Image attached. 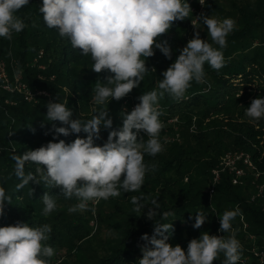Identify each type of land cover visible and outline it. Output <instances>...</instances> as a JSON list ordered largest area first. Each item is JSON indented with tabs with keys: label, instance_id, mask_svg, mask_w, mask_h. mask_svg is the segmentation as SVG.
<instances>
[{
	"label": "trees",
	"instance_id": "16d2710c",
	"mask_svg": "<svg viewBox=\"0 0 264 264\" xmlns=\"http://www.w3.org/2000/svg\"><path fill=\"white\" fill-rule=\"evenodd\" d=\"M226 1L230 10L214 1L204 3V9L209 4L211 12L235 21L234 30L226 38L227 46L220 49L224 66L214 70L205 63L204 80L200 83L192 81L182 99H174L167 93L159 99V119L163 124L159 139L163 150L155 156L144 155L149 171L141 189L128 193L121 190L117 197L101 199L98 209L89 201L87 210L72 212L69 209L79 203L78 199L75 196L65 198L58 187L30 182L17 191L16 185L20 181L14 174L15 161L11 157L49 142L64 140L71 143L78 136L87 137L83 131L68 136L55 133L54 126L69 127L59 121L50 122L46 117V105L50 100L58 102L57 98L61 102L68 100L72 118L82 122L91 119L95 112L108 109L112 127L102 125L99 138L94 139L95 145L103 146L111 131L122 128V113H130L144 93L159 91L163 72L188 43L194 16L191 14L183 21H175L169 32L159 38L158 42L167 40L171 58L154 49V56L146 60L149 70L143 81L127 95L128 111L123 108L126 96L119 101L111 99L109 104L97 105L94 111L90 104L95 83H106V78L113 74L92 71L94 62L90 55L85 56L73 48L67 37L59 35L58 29L46 26L39 11L43 0H29V4L16 13L26 27L21 32H13L10 39L0 37V58L7 63L11 75L15 66L31 90L46 91L50 99L41 96L36 103H28L21 95L0 92V187L11 196V204H5L4 215L0 217V227L18 223H27L30 227L50 225L49 239L45 242L55 250L50 264H138L143 256L141 247L146 243L141 237L153 235L155 221L172 222V231L166 233L168 243L179 244L185 251L188 243L199 239L204 232L227 239L234 231L242 246L238 264H264V190L262 195L255 196L259 187L264 186V118L254 121L245 114L253 99L264 98V0ZM190 2L197 7L199 0ZM201 39L211 41L205 36ZM213 47L219 48L216 44ZM35 59L38 65L33 67ZM39 66L45 68L39 69ZM7 99L17 104H7ZM168 136L173 138L167 141ZM141 139L147 140L143 130L138 133V140ZM231 151L252 155L262 175L256 180L249 171L242 184L234 185L231 176L225 173L211 197L212 170ZM36 167L27 162L25 172L35 173ZM45 193L52 196L57 205L47 216L42 214ZM133 196L144 197L142 213L134 211ZM253 196L255 199L252 200ZM153 199L159 205L155 221L146 215L148 208L155 207ZM164 211L174 215L162 220ZM226 211H236L237 215L231 221L230 231L223 233L220 217ZM199 212L207 219L201 228L195 229V216ZM92 214L99 217L111 238L109 250L104 245L91 251L86 248L94 241H102L90 227L94 220ZM224 259L221 252L214 264H223Z\"/></svg>",
	"mask_w": 264,
	"mask_h": 264
},
{
	"label": "clouds",
	"instance_id": "9594fccd",
	"mask_svg": "<svg viewBox=\"0 0 264 264\" xmlns=\"http://www.w3.org/2000/svg\"><path fill=\"white\" fill-rule=\"evenodd\" d=\"M199 2L204 4V0ZM28 4L29 0H0V37L10 39L13 32H21L26 27L16 13ZM39 11L48 28L58 29L59 35L67 37L73 48L85 56L90 55L94 62L92 71L113 74L106 78V83H95L94 105L109 104L111 99L119 101L138 87L149 70L146 60L154 56V49L170 59V45L167 40L158 42L159 38L169 32L175 21L185 20L192 12L187 0H43ZM197 18L207 26L212 43L201 39L197 31L175 62L163 72L159 91L144 93L130 113H122V128L111 131L103 146L95 145L94 139L99 138L102 125L112 127L108 109H101L82 122L72 118L68 100L61 102L57 98L58 102L48 103L47 119L69 126H54L56 134L68 136L83 131L87 137L78 136L71 143L49 142L22 155H13L14 174L20 181L16 190L30 182L58 187L65 198L78 199L79 203L69 209L72 212L87 210L89 201L117 197L121 190L125 193L139 191L149 171L144 155L155 156L163 150L159 139L163 128L159 99L165 93L182 99L192 81L204 80L205 63L214 70L224 66L220 49L227 46L226 38L234 30L235 21L203 13ZM213 43L219 48L213 47ZM245 114L254 121L264 118V98L253 99ZM141 130L146 132L147 140H138ZM27 162L37 165L35 173L25 172ZM143 199L142 196L131 197L135 212L142 213L145 209ZM42 202L45 216L57 207L48 193L42 197ZM6 203L11 204V196L0 187V217L4 215ZM152 204L155 207L148 208L146 214L149 220H154L158 214L155 199ZM172 215L173 212L164 211L161 219L167 220ZM236 215V211L224 212L220 217L221 232L230 231ZM206 219L202 212L197 213L193 227L201 228ZM172 229V222L155 221L153 235L141 237L146 243L141 247L143 256L138 264H214L221 252L225 256L223 264H238L241 259L242 246L234 234L225 239L204 232L199 239H192L185 251L179 244L168 243L166 233ZM50 232L51 226L47 224L30 227L27 223H18L0 227V264H50L55 255L53 247L45 243Z\"/></svg>",
	"mask_w": 264,
	"mask_h": 264
},
{
	"label": "built area",
	"instance_id": "2783aa9c",
	"mask_svg": "<svg viewBox=\"0 0 264 264\" xmlns=\"http://www.w3.org/2000/svg\"><path fill=\"white\" fill-rule=\"evenodd\" d=\"M205 3V1H204ZM191 7V6H190ZM197 11V16L195 19L200 16L204 9V4L201 5V3H198L197 7L192 8L191 10L193 12ZM198 18L196 21H194V25L198 22ZM42 52L39 56V58L42 57ZM38 65V60L35 59L32 63L33 67H36ZM39 69H44V66H39ZM41 78V76H40ZM0 92L8 95H21L22 98L28 102V103H36L37 98L43 96L50 99V95L48 92L43 90H31V88L28 86L27 83L24 82L22 78V74L20 71H17V68L13 67V74L11 75L7 63L0 58ZM51 102V100H50ZM7 104L10 105H16L17 102L14 100L7 99ZM251 172L253 176H255V179L261 177L262 172H260L256 166V164L253 161L252 155L242 152V151H231L226 153L216 166L212 170V177L213 182L212 186L209 190L210 194H214V189L217 184H219L222 180V175L225 173H228L231 176L232 183L234 185L242 184V179L247 176L248 172ZM255 181V180H254ZM259 191L255 196H260L263 193L264 186L259 187ZM255 196L252 197V200L255 199Z\"/></svg>",
	"mask_w": 264,
	"mask_h": 264
},
{
	"label": "rangeland",
	"instance_id": "374dc122",
	"mask_svg": "<svg viewBox=\"0 0 264 264\" xmlns=\"http://www.w3.org/2000/svg\"><path fill=\"white\" fill-rule=\"evenodd\" d=\"M204 1H205V4L208 1L217 2L219 4H222L223 7H225L227 10H230V8H229L230 5H229V3L226 0H204ZM187 2H190V0H187ZM190 6L192 8H194L193 4L191 5V2H190ZM205 7H206L205 8V11L206 12L203 11V14L204 15L212 16V17H215V18H218V19H221V20L223 19L219 13L211 12L210 11V9H209L210 8V5L209 4H208V6L206 5ZM197 11H198V9H196L195 12H193V11L191 12V14L194 16V18H191L190 30L188 32V37H187L188 38V41L191 40L192 38H194V34L197 31H199V33H200V38H203L205 36V38H207L208 40H210L211 37L208 36L207 26L203 24L202 20H198V22L195 25L192 24L197 19V18L195 19V17L197 16ZM229 34H231V33H229ZM210 43H212V41H210ZM213 45H214V43H213ZM127 100H129V96H128V98L126 96L125 101L123 103L124 111H128L129 110V103L130 102L127 101ZM96 106L97 105H94L93 103H91L90 104V109L91 110H95L96 109ZM135 106L136 105H134L133 109L135 108ZM172 138H173V136H168L166 139L168 141V140H171ZM181 139H182L181 136H179V142H180ZM212 195H214V194H212ZM212 195H211V197H212ZM99 203H100V200L98 202H93V206H94L95 209H98L99 208V205H98ZM93 214H95V210H94V213ZM93 214H92V216H93L92 219H94V220L90 224V227H91V229H92V231L94 232L95 235L101 237L102 241H94V242L90 243L89 247H86V248H88V250L91 251V250H94V249H98L99 247H101V246L104 245L109 250V241L111 240V238L109 237V235H107V231H106L105 227L103 225H101L99 217L97 216V218H96V217H94ZM233 234H234V231L231 232V235H233ZM105 241H107L108 244L105 243Z\"/></svg>",
	"mask_w": 264,
	"mask_h": 264
}]
</instances>
